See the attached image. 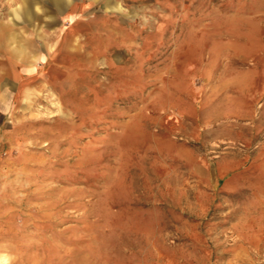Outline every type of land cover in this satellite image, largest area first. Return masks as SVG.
I'll use <instances>...</instances> for the list:
<instances>
[{
  "label": "rangeland",
  "instance_id": "1",
  "mask_svg": "<svg viewBox=\"0 0 264 264\" xmlns=\"http://www.w3.org/2000/svg\"><path fill=\"white\" fill-rule=\"evenodd\" d=\"M10 264H264V0H0Z\"/></svg>",
  "mask_w": 264,
  "mask_h": 264
},
{
  "label": "clouds",
  "instance_id": "2",
  "mask_svg": "<svg viewBox=\"0 0 264 264\" xmlns=\"http://www.w3.org/2000/svg\"><path fill=\"white\" fill-rule=\"evenodd\" d=\"M13 259V257L5 254L0 253V264H10V261Z\"/></svg>",
  "mask_w": 264,
  "mask_h": 264
}]
</instances>
